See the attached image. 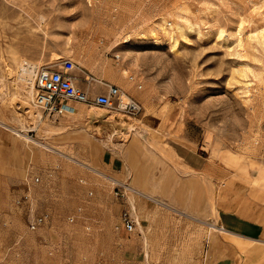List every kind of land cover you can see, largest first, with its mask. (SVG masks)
<instances>
[{
	"label": "rangeland",
	"instance_id": "1",
	"mask_svg": "<svg viewBox=\"0 0 264 264\" xmlns=\"http://www.w3.org/2000/svg\"><path fill=\"white\" fill-rule=\"evenodd\" d=\"M22 62L89 97L115 84L141 109L65 101L73 114L48 115L22 95ZM0 117V264H209L217 230L131 179L168 164L152 184L164 191L176 164L165 142L208 158L219 185L264 193V0H0Z\"/></svg>",
	"mask_w": 264,
	"mask_h": 264
},
{
	"label": "crops",
	"instance_id": "2",
	"mask_svg": "<svg viewBox=\"0 0 264 264\" xmlns=\"http://www.w3.org/2000/svg\"><path fill=\"white\" fill-rule=\"evenodd\" d=\"M145 117L155 119L158 132L167 134L165 123L157 115L146 114ZM160 144V149L176 162L173 165L175 175L172 181H167L170 183L165 185L164 191H160V187L152 184L166 181L164 169L168 164L159 175L152 176L146 162L148 173L145 179L136 183L131 179L130 185L140 191L136 192L150 199H159L180 213L202 220L208 227L209 224L216 226L217 232L210 234L206 242L205 254L209 264H264V199L260 198L264 193L258 188H236L232 180L219 185L220 178L208 172V158L184 145L175 148L165 142ZM124 155L123 162L130 166ZM142 159L147 160L146 154ZM179 193L182 198L178 197ZM193 198L195 201L191 202Z\"/></svg>",
	"mask_w": 264,
	"mask_h": 264
},
{
	"label": "built area",
	"instance_id": "3",
	"mask_svg": "<svg viewBox=\"0 0 264 264\" xmlns=\"http://www.w3.org/2000/svg\"><path fill=\"white\" fill-rule=\"evenodd\" d=\"M116 59L119 56H115ZM28 68L33 69L34 95L31 103L48 115H59L64 111L65 101L99 105L106 108H116L126 115H134L140 111L141 106L136 100L126 96L117 85L107 84L105 93H95L89 97L87 92L74 84L71 78L62 72L48 70L42 67H33L24 63ZM141 88V85L137 86ZM122 196V194H120ZM124 229L131 232L135 226L134 219L125 211L121 215ZM39 216L34 223H30V229H34L44 220Z\"/></svg>",
	"mask_w": 264,
	"mask_h": 264
},
{
	"label": "bare ground",
	"instance_id": "4",
	"mask_svg": "<svg viewBox=\"0 0 264 264\" xmlns=\"http://www.w3.org/2000/svg\"><path fill=\"white\" fill-rule=\"evenodd\" d=\"M100 52V51H99ZM99 54V53H98ZM32 65V64H31ZM36 65V64H35ZM35 65H32L33 67H35ZM103 67V66H102ZM105 67V66H104ZM114 67V66H113ZM119 68V67H118ZM108 69V73L109 74H113L114 72H115V70L113 69V68H107ZM103 70V69H102ZM33 69H31V68H28L27 66H26V64H24L23 62L20 64V66H19V72H18V75H17V77H16V80L19 82V83H21V84H23V85H26L27 87H28V89H27V91H25V90H23V93H22V95L25 97H28V98H32L33 97V95H34V83H32V79H33ZM104 72H106V71H104ZM20 95V94H19ZM22 95H20V96H22ZM22 96V97H23ZM21 99V98H20ZM23 99V98H22ZM26 100V99H25ZM21 101V100H20ZM26 104V103H25ZM64 110L66 111V113H68V114H70V113H72V111H73V108L72 107H70V106H68V105H64ZM91 113V112H90ZM73 114V113H72ZM40 119H41V114H40V112H36V114L35 115H33V122H35V124H34V127H37L36 125H38L39 123H40ZM43 128H49L50 129V127H49V125H43L42 126ZM130 129V130H129ZM128 129V131H130V132H132L133 131V126L132 125H130V128ZM159 129V128H158ZM161 129V128H160ZM159 129V130H160ZM46 130V129H45ZM161 131V130H160ZM47 132V131H46ZM156 132V131H155ZM144 130H142V131H137V132H135V133H133V135H134V137H138L139 139H142L143 141H144V143H146L147 142V139H146V137L144 136ZM161 135V134H160ZM29 140V139H28ZM170 152V151H169ZM213 156V155H212ZM211 156V157H212ZM213 158V157H212ZM207 173V172H206ZM257 176H258V179L259 180H261L263 183H264V168L263 169H261V170H259V171H257ZM129 189H131V187L129 188ZM262 190H263V186H262ZM145 196V195H144ZM148 197V196H147ZM132 202V201H131ZM263 204V203H262ZM209 228L210 229H216V230H218V228L215 226H213V225H211V224H209ZM221 230H222V228H220Z\"/></svg>",
	"mask_w": 264,
	"mask_h": 264
}]
</instances>
